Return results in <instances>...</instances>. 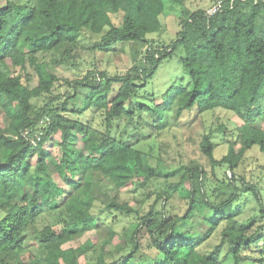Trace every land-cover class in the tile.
Returning a JSON list of instances; mask_svg holds the SVG:
<instances>
[{"label": "trees", "instance_id": "trees-1", "mask_svg": "<svg viewBox=\"0 0 264 264\" xmlns=\"http://www.w3.org/2000/svg\"><path fill=\"white\" fill-rule=\"evenodd\" d=\"M166 1L0 2V113L7 120L0 126V264H80L95 244L72 243L99 228L106 238L96 264H264V197L236 171L247 150L264 152V0H221L214 15L170 0L181 6L180 29L159 50L147 37L166 28ZM136 43L141 47L125 72L95 63L56 91L59 77L49 69L69 63L73 48L106 56ZM179 48L189 83L158 98L148 83ZM59 49L62 57L43 59ZM217 108L242 121L221 158L211 133L200 142L213 172L227 168V179L214 174L208 185L202 167L183 171L179 184L189 200L183 214L167 207L175 192L169 185L148 192L139 207L121 199L122 188L157 176L142 147L154 151L171 112ZM86 113L92 119L84 120ZM238 182L257 204L248 220L238 218ZM96 202L102 212L135 217L116 245L128 249L111 262L104 251L118 233L101 226ZM222 225L219 242L202 251ZM33 228L36 252L26 243Z\"/></svg>", "mask_w": 264, "mask_h": 264}, {"label": "rangeland", "instance_id": "rangeland-1", "mask_svg": "<svg viewBox=\"0 0 264 264\" xmlns=\"http://www.w3.org/2000/svg\"><path fill=\"white\" fill-rule=\"evenodd\" d=\"M185 5L191 9H207L213 4L214 0H183ZM3 2V0H0ZM181 15V6L168 0L166 1V8L162 15V20L166 24V28L161 32H155L148 35V40L155 43L159 50H164L169 47L170 42L176 37L177 32L180 29L179 16ZM118 21L120 17H115ZM141 44L127 45L125 50H117L115 53L107 54L106 56L94 55L84 48H73L68 52L67 56H71L69 63L60 64L51 67L53 73L59 77V81L56 83V91H65L63 86L65 80L75 79L83 77L90 70L95 69V63H100V67L108 69L110 72H125L133 64V50L134 48H140ZM64 49L53 51V54L44 55L43 59L50 60L51 57H62ZM170 50V49H168ZM183 49L179 48L172 56L164 59L156 70L153 78L148 83V90L153 92L158 98H162L173 87L185 85L189 83L190 76L185 69L182 61ZM69 58V57H67ZM101 58V60H100ZM97 59V60H96ZM29 71L33 73V70L29 68ZM84 120L92 119L90 113H86L82 116ZM167 127L161 132L157 138V147L154 151H150L148 144L141 146L146 152L145 158H147L153 166L158 167L157 176L148 180L138 182L136 185H128L122 188L120 191V197L123 200H129L133 206H138V200L143 199L145 195L153 191L164 190L169 185L170 190H174L172 198L169 200L167 207L176 213L183 214L187 208L188 198L185 197L182 187L179 184L183 171L192 166H199L206 170L207 184L210 185L216 180V174L221 179H227L224 167H216L215 173L212 166L209 163L208 158L201 152L200 142L205 133H211L212 139L216 143L215 156L221 158L228 152L229 143L235 140V128L239 126L242 121L232 111L217 108L204 113L199 112L197 109L191 111H185L181 116H177L175 111L171 112L167 117ZM7 120L4 115L0 113V126H4ZM225 127L223 132L220 127ZM148 140L144 141L146 143ZM241 148V144H238ZM159 157V158H158ZM238 174L246 176L248 180L259 186L262 195L264 197V152L258 147H254L245 152L240 166L236 169ZM216 184H218L216 182ZM239 189L242 191L240 201L237 202V206L241 208V212L238 216L240 220H248L253 217L258 211L257 204L254 200V196L249 191H244L240 182H238ZM178 187L177 190H175ZM115 191L108 190L109 194H113ZM147 206L145 207V209ZM103 205L100 202H96L93 212L99 214L101 220H99L101 226L111 225L117 231V235L111 242L106 245L105 259L106 262H111L113 259H117L123 253L126 252L128 247L122 251H117L116 245L119 244L121 236L125 227L129 226L131 221L134 220V216L122 215L118 212H102ZM47 219L39 221L36 225L37 228H42ZM103 221V222H102ZM261 223L257 220V225ZM222 225L215 235L208 241H206L201 247L202 251H209L213 249L221 237ZM257 227V226H256ZM101 228L93 230L86 234L82 239L72 244L78 245L84 240L89 238L95 244L93 251H90L86 256L80 258V264H96L97 255L101 251V247L106 238V234L102 232ZM35 229L28 231L27 245L32 251L36 252V245L33 242V234Z\"/></svg>", "mask_w": 264, "mask_h": 264}, {"label": "built area", "instance_id": "built-area-1", "mask_svg": "<svg viewBox=\"0 0 264 264\" xmlns=\"http://www.w3.org/2000/svg\"><path fill=\"white\" fill-rule=\"evenodd\" d=\"M221 6H222V2H221V0H219L215 3H213L211 6H209L206 9V12L208 15H214L220 10Z\"/></svg>", "mask_w": 264, "mask_h": 264}]
</instances>
